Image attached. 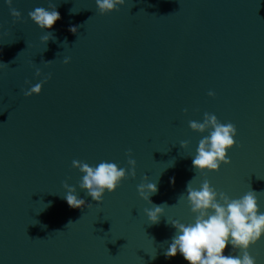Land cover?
Returning <instances> with one entry per match:
<instances>
[{
	"label": "water",
	"instance_id": "95a60500",
	"mask_svg": "<svg viewBox=\"0 0 264 264\" xmlns=\"http://www.w3.org/2000/svg\"><path fill=\"white\" fill-rule=\"evenodd\" d=\"M48 2L13 0L14 23L0 0V264H189L164 252L167 220L195 221L192 178L231 199L256 191L264 212V0H126L104 15L95 0H53L61 18L41 29L28 13ZM205 112L237 128L231 163L206 176L192 159L210 130L189 125ZM129 149L135 178L99 203L80 189L73 160L129 169ZM64 181L92 206L70 207ZM142 182H158L150 199L168 205L157 224ZM248 251L264 264V234ZM224 255L241 253L228 244Z\"/></svg>",
	"mask_w": 264,
	"mask_h": 264
},
{
	"label": "clouds",
	"instance_id": "9594fccd",
	"mask_svg": "<svg viewBox=\"0 0 264 264\" xmlns=\"http://www.w3.org/2000/svg\"><path fill=\"white\" fill-rule=\"evenodd\" d=\"M95 2L99 13L104 15L113 10L118 11V6L124 5L126 0H95ZM5 3L10 9L14 23L21 20V12L12 6L13 0H5ZM56 8L57 5L53 3V0H49L48 8L37 7L30 11L28 16L41 29H51L55 22L61 18ZM70 30L76 33L77 26L71 27ZM53 36V33L48 31L40 39L47 42ZM69 61L70 57H65L63 62L67 64ZM45 63H51V61H45ZM7 65L0 63V67ZM36 75H41L40 68H36ZM50 78L51 74H48L44 80L25 90L23 94L25 96L39 94L43 84ZM26 83H30V81H26ZM208 95L215 96V92L209 91ZM184 111L188 110L184 109ZM189 125L192 130L201 133L210 130L209 135L199 141L197 155L192 159L193 169L206 176L207 172L219 171L222 164L231 163L227 151L237 143L234 139L237 135V128L234 124L231 122L221 123L215 114L205 112L203 122L191 120ZM188 143V141H181L180 146L186 148ZM127 155V163L131 166L129 169L118 167L116 163L107 161H102L93 167L86 162L73 160V167L84 173L79 183L80 189L87 190L86 194L93 201L102 202L105 190L113 192L120 186L123 179L128 176L135 178L136 160L131 156V149L128 150ZM143 179L147 181L148 176L145 175ZM192 181L193 178L187 183L186 192L187 202L195 214V221L185 224L179 220L170 222L167 220V223L173 226L176 232L164 252L165 257H174L179 252L189 264H256V259L248 249L264 234V212L259 211L257 192L250 190L239 199H231L227 193L213 187L208 179H204L198 189L192 186ZM63 187L67 192L62 198L67 201L70 207L92 206L90 203H86L85 199L78 197L75 186L64 181ZM137 189L139 195L152 204V208L144 209L149 221L152 224L159 223L165 210L164 206L167 204L156 205L150 199L158 192V182H142L137 186ZM182 198L183 193L179 196V199ZM70 223L73 222L69 221L68 224ZM228 244H231L233 251L239 250L241 255H224Z\"/></svg>",
	"mask_w": 264,
	"mask_h": 264
}]
</instances>
